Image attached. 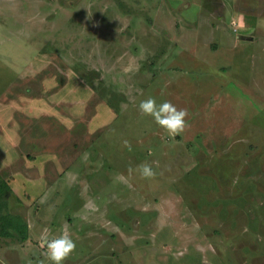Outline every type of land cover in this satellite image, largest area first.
Masks as SVG:
<instances>
[{
    "label": "rangeland",
    "instance_id": "rangeland-1",
    "mask_svg": "<svg viewBox=\"0 0 264 264\" xmlns=\"http://www.w3.org/2000/svg\"><path fill=\"white\" fill-rule=\"evenodd\" d=\"M15 74L25 82L7 85ZM5 87L10 104L41 95L31 102L47 109L26 123L37 151L68 150L44 171L54 193L89 184L65 209L53 192L42 205L27 182L20 199L5 192L12 224L34 214L43 225L29 230L22 264H52L40 240L69 228L83 236H72L73 264H264V0H0L2 121L14 114ZM148 97L187 109L185 130L169 136L142 115ZM10 141L0 138V152L34 153ZM140 163L155 178L129 174ZM89 190L102 207L87 215ZM79 212L82 223L63 229ZM19 237L0 234V264Z\"/></svg>",
    "mask_w": 264,
    "mask_h": 264
},
{
    "label": "crops",
    "instance_id": "crops-1",
    "mask_svg": "<svg viewBox=\"0 0 264 264\" xmlns=\"http://www.w3.org/2000/svg\"><path fill=\"white\" fill-rule=\"evenodd\" d=\"M231 40H233V38H231ZM39 60H37V61H39ZM52 77L53 76L51 74L50 78H52ZM24 80H25V76H18L17 74H15L14 77L12 76L11 80H9L7 85L8 84L12 85V83H15V82L24 83L25 82ZM52 80L53 79H46V80H43V81L45 83V82H50ZM52 82H54V80ZM44 83H42V85L40 86L42 89H43ZM9 87H8V89H9ZM8 89L6 88L5 91H7V92L4 91V94H3V95L10 94V95L7 96L9 98L8 99L9 101H7V104L5 103V105H6L5 108L11 107V105L14 106L13 107L14 108V114L15 115L18 114V115H20V117L16 118L14 114L13 115L11 114L13 112L10 111V117H8L6 119H3V121L0 120V138H5V139H8V140H12V141L9 142V145H11L12 148H15V149L16 148L17 149L24 148L25 151H31V152H34L35 154L34 153L30 154L31 157L25 155L24 156L25 159H21V157H20L21 152H19L18 154H15V153L12 152L11 149H9V150L4 149V150H2L0 152L1 164L5 165L6 167H9V169H12V170L14 169L15 170V174L13 175L14 176L13 181L12 182L11 181L7 182V184L9 185L11 190H12V187H13V190H14L13 192L16 195V197H18L19 199L21 198L20 194H23V193L19 194V192L15 188L19 187V189L26 191V188L23 187L22 184L24 182H27L29 184H32V185L38 187L37 196H40L42 194L41 195V199H40L42 201V205H44V203H45V198L48 197V195L51 192H53L52 200L55 201L56 198H61V200L63 202V205H64L63 208L64 209L67 208V207L70 208V206L74 203L73 200L75 199L73 194L83 190L85 188V186L86 185L89 186V184L81 183L80 186H78L77 182H79V181L77 179L72 184L71 189H68V187H66V186H64L61 189V191H63L64 194H62V192H60L59 193V194H61L60 197H59L58 194L54 193V187L52 188V186H48L49 178L47 179L45 174H44L45 168L47 169V166H49L50 169H53L55 164H57L56 167H58V164L60 163L59 160L61 159V154H65V152L67 153L68 150L62 151L61 154H59V152L56 153L55 151H51V152H47V153H44L43 151H37L38 149H37L36 143H37V139H38L39 135L35 136L34 132H32V131L29 132L26 129V126H27L26 123L30 122L32 120V118L33 119L40 118L42 116V113H37V112H44L45 109H47L45 107L43 101L41 103H39L38 105H36V103L31 102V100H35V98H40L41 95L37 96L38 95L37 93H32L34 95V97L33 96L29 97L24 102L10 104L11 101H12L10 99L12 97H14V93H12V91L9 92ZM52 89H53V87H52ZM50 90L51 89H49L47 91H50ZM70 91H73L74 93H76V88L75 89L74 88H70ZM0 95H1V93H0ZM39 101H41V100L39 99ZM32 114H33V116H30ZM9 122H11V124L13 126H15V127H22L21 128L22 131L20 132V130H19L20 128H14L13 129V128L7 126V123H9ZM20 123H21V125H20ZM10 134H13V137L10 138ZM23 145H24V147H23ZM19 150H21V149H19ZM31 152H28V154L31 153ZM41 154H43V155H41ZM32 157H34V158H32ZM102 161H100V162H102ZM63 162L65 163V159L63 160ZM90 164H92L91 161H90ZM98 167L102 168L101 165L98 166ZM101 168H98V169H101ZM35 171L37 172V177L32 174V172H35ZM18 181H19V185H17ZM65 188H67V189H65ZM92 191L93 190L91 189V193H92ZM91 193H90V190H89V192H87L86 195H83V196L80 197V198H83L84 202L87 204V208L84 210V211H86L87 215L90 214V213L98 212L100 210V208L102 207V206H98L96 209L95 208L92 209L91 205H92V197L93 196L91 195ZM92 194H94V193H92ZM100 202L102 203V201H99L98 205L101 204ZM54 203L57 204L58 202L55 201ZM95 206H97V204H95ZM57 207H58V205H57ZM106 207H107V205L104 208H106ZM107 209H110V208L108 207ZM126 209H128V207H126ZM19 215H21V214H19ZM77 215L81 216V217L79 216V220H76V216ZM103 215H105V213L102 214V217H103ZM129 216H130V214H128V217ZM71 217H72V223L69 222V219L64 218L65 221L64 220L62 221V228L63 229L65 228V226L68 223H69L70 226H72L74 224L75 220L78 221V222L80 221V223H82V215H81L80 212H79V214L71 215ZM21 218L23 219V223L27 227V229H26L27 230L26 231L27 232L26 233L27 239L23 240L25 243L23 244V246L19 250H15L14 246H10L9 248H5L7 250V257L5 259V262H7L8 264H22L23 261L26 262L25 257H23V255L26 254V251L23 252V253L19 252V251L24 249L25 246L27 245V243L33 244V241L31 239L32 237H30V234H29L30 233L29 230L31 228H34L35 226H43V225L39 224V222H37L35 220L34 214L32 215L31 219L29 218V216H27V217L25 216V219H24L22 217V215H21ZM118 218H120V217L118 216ZM121 218H123V217L121 216ZM113 223H114V225H118L114 221H110V222L105 221V226L110 228V229H108V228H106V229H108L111 234L115 233L111 229V225H113ZM44 226H46V225H44ZM123 226H124L123 223L121 225H119V229L120 228L122 229ZM68 232L71 234L70 228H69ZM76 232L81 233L80 229H79V231H76ZM78 233H75L74 236L71 234V236H73L74 238H77V239H80V238L82 239L83 236L81 234H78ZM107 241H108V239H107ZM40 242H41V240H40ZM110 245H112V244H109V246ZM108 250H110V249H108ZM17 252H18V254H16ZM20 260H23V261L20 262ZM73 262H75V261H73ZM125 262H127L126 264H128V261L125 260ZM64 264H73V263L70 262V261H66V262H64Z\"/></svg>",
    "mask_w": 264,
    "mask_h": 264
},
{
    "label": "clouds",
    "instance_id": "clouds-1",
    "mask_svg": "<svg viewBox=\"0 0 264 264\" xmlns=\"http://www.w3.org/2000/svg\"><path fill=\"white\" fill-rule=\"evenodd\" d=\"M138 110L142 115L153 117L156 124L163 128L169 136H177L186 128L187 109H178L171 101H163L159 105L153 97L141 100L138 104ZM123 146L131 148L130 143L124 140ZM129 174L133 172L139 173L142 179H153L156 172L149 163H140L134 168L129 166ZM42 246L46 248L45 255L52 264H63L64 261L76 249V242L73 240L68 231H61L56 237L49 238L47 234L42 236Z\"/></svg>",
    "mask_w": 264,
    "mask_h": 264
},
{
    "label": "trees",
    "instance_id": "trees-1",
    "mask_svg": "<svg viewBox=\"0 0 264 264\" xmlns=\"http://www.w3.org/2000/svg\"><path fill=\"white\" fill-rule=\"evenodd\" d=\"M6 191H11V189H10L9 185L7 184V182L4 180V178L0 175V201L4 198ZM6 203L7 202H5V204ZM9 219H10V217H9ZM26 229H27V227L22 221H19L17 223L12 224L8 220L7 211L3 212V211H1V208H0V234L9 235L11 233V230H15L19 233L20 239L26 240L27 239Z\"/></svg>",
    "mask_w": 264,
    "mask_h": 264
},
{
    "label": "water",
    "instance_id": "water-1",
    "mask_svg": "<svg viewBox=\"0 0 264 264\" xmlns=\"http://www.w3.org/2000/svg\"><path fill=\"white\" fill-rule=\"evenodd\" d=\"M240 37L243 38V36H240ZM241 38H240V39H241ZM246 39H248V38H246Z\"/></svg>",
    "mask_w": 264,
    "mask_h": 264
}]
</instances>
